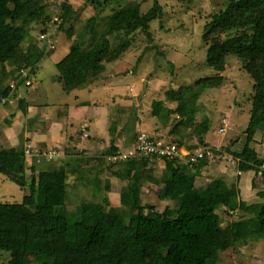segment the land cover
<instances>
[{"label":"trees","instance_id":"1","mask_svg":"<svg viewBox=\"0 0 264 264\" xmlns=\"http://www.w3.org/2000/svg\"><path fill=\"white\" fill-rule=\"evenodd\" d=\"M10 1L0 0V100L6 104L15 98L18 104L15 111L2 117L7 126L14 125L18 110L25 113L26 103L18 90L24 79H31L48 50L47 38L41 39V33L51 41L57 29L67 28L73 35L68 52L55 63L59 80L69 92L84 83L108 82L110 64L130 48L137 34L153 38L150 23L162 14L158 2L143 12L141 0H83L77 6L72 4L76 0H15V6L28 15L42 14L37 20L42 24L40 34L33 35L38 28L35 22L27 30L13 22ZM60 7H64L61 12ZM209 17L203 34L205 65L216 75L166 91L171 121L162 123L157 117L162 125L155 119L148 127L150 131L139 128L137 133L133 127L144 122L137 105L129 106L119 133L123 143L119 141L108 150L107 139L102 138L104 149H100L95 139L92 150L65 154L62 168L59 164L37 167L41 160L37 162L33 157L29 161L22 146L0 141V164L6 166L9 178L23 191L21 202L0 201V264H214L220 253L233 244L264 239V205L255 216L234 218L221 185L225 176L219 174L197 185L198 175L191 171V166L197 169L203 162L206 169L218 168L229 156L236 160L234 170H260L264 180V139L256 138L264 132V0H228ZM230 54L244 59L242 69L254 82L250 118L241 138L237 136V142L243 139L240 146L235 141L209 147L195 131V101L202 88L222 81ZM116 110L111 108L113 117ZM142 133L154 141L173 136L171 141L177 148L185 145L193 151L203 145L204 151L211 152L193 162L175 154L140 150L134 155L114 157ZM155 160L169 163L160 175L158 197L170 200L163 209L153 203L140 204L139 198L141 171L145 166L152 168ZM110 168L123 181L121 188L125 185L128 189L125 201L137 206L130 219L121 209L108 208L110 202L100 187L93 188L87 197L67 186L70 176L79 183ZM221 204L226 205L228 216H222Z\"/></svg>","mask_w":264,"mask_h":264},{"label":"rangeland","instance_id":"2","mask_svg":"<svg viewBox=\"0 0 264 264\" xmlns=\"http://www.w3.org/2000/svg\"><path fill=\"white\" fill-rule=\"evenodd\" d=\"M52 1H60L61 3L63 0ZM126 1L128 0H121V3ZM141 1V10L143 12L157 2L162 6L160 17L153 19L150 23V31L153 38H148L143 33L137 34L130 48L118 60L110 64L108 70L110 80L108 82L92 85L84 83L80 87L67 92L68 90L66 91L59 80L55 63L68 52L73 41V35L70 36L67 28L57 29L52 32L51 36L55 47L48 49L40 59L31 76L32 85L25 88L22 84L23 89H25V93H22V96L25 103H28L26 100L30 97L36 98L35 100L38 103H41L45 98H50L44 101L49 103L55 98L58 101L57 105H46L44 107L45 109L48 107V110L51 108L60 110V116L64 114L62 116L63 127L61 134L59 132L53 135L55 134L54 131L48 128L49 123L46 121L48 118L42 120L39 116L38 113L42 112V104L36 108L37 113L35 112V107H29L34 116L28 117L22 113L23 110L21 112L24 123L27 121V125L31 130L33 126H40V131L37 132L41 134L38 144L32 140L20 142L17 138L14 139L17 136L16 132L22 131L23 128L22 126L15 128V126H7L3 123L2 117L9 115L10 112L16 109L5 107V104L0 100V128L2 129L0 141L2 144L18 145V143H22V145H26L28 153H33V151L36 153L32 154L31 158L35 157L37 162L41 159V162H36L37 167L39 164L43 168H46L47 164L51 167L59 164L58 167L62 168L64 163H59L60 158L66 152L69 154L72 150L81 148L83 142L91 146L96 139L97 147L101 148L100 146H102V149H104V144L100 141L102 138H106V149L108 150L110 147L115 146L114 144L123 143V141L119 140V133L123 129L122 119L129 106L137 105V111L144 122L134 126L132 131H137L138 133L139 128L150 131L148 127L155 119L161 125L163 122H168L172 119V114L167 113L168 110L166 109L168 108L166 91L179 89L184 85H193L201 77L216 75L213 69L205 65L204 25L206 21L210 20L209 13L223 6L228 0H192V2H189V0ZM79 2L81 3L83 0H76L72 4L74 3L77 6ZM10 3V7L14 12L13 22L20 28L24 27L23 30L29 29L30 25L35 22L38 28H36V31L34 30L35 33L33 35H39V28H41L42 24L37 23V20L43 17L42 14L39 17L34 14L28 15L15 6V0H11ZM61 8L64 7H60L59 10ZM106 11L102 14H105ZM64 12L65 9L62 14ZM36 37L38 38V36ZM37 38H34L33 41L37 42ZM226 59L228 66L221 75L222 81L202 88L198 99L195 101L197 105L195 120L198 121V124L195 125V131L198 136L199 134L202 136L205 145L209 147H220L223 144L227 145L231 142H237V138H241V132L245 129L250 118V95L253 92V79L242 69V65L245 62L243 58L230 54L227 55ZM14 79L15 77L13 76L10 79V83ZM11 103L17 104V101L14 100ZM111 108L117 109L115 117H113ZM122 109L124 110L123 113ZM158 112L157 116H152ZM46 116L49 117L48 114L42 115V117ZM95 117H97V121H95ZM45 121L47 122L46 126ZM14 122L12 124H18L19 118H16ZM83 122L87 124H83ZM24 123L22 122V125ZM68 123L73 125L75 136L81 140L78 142L73 141V144L69 147L67 137L64 138L65 135H63L66 133ZM87 125L89 128H85ZM152 127H156V125L153 123ZM222 127L224 130H221ZM68 128L72 127L68 126ZM8 131H11L10 138ZM87 131H89V136L85 134ZM197 135H194V138H197ZM138 137L139 135L134 137L136 140L134 143L137 145L140 142ZM164 137L170 140L174 139L173 136ZM261 137L264 139V132L256 135V138L260 139ZM20 138L19 140H23L25 136ZM51 139L58 140L59 145H56L60 153H58V159L44 160L42 149L53 146ZM241 141L243 139H240L236 146H240L243 143ZM62 143L65 145L64 153L61 150L63 148ZM202 146L199 147L202 148ZM179 148H181L182 156H186L189 148L185 145ZM66 158L67 161H65L67 163L69 157L67 156ZM224 159L226 161L220 162L218 168L212 166L210 169H206L204 162L199 164L197 169L191 166V171L198 175L196 184L200 185L208 178L223 174L225 177L221 185L225 191V199L231 206L230 210L233 212L234 218H248L257 215L264 205L262 171L247 167L243 170L237 168L234 170L235 166H237L236 160L229 156ZM167 163L162 160H155L152 168L145 166L142 169V180L139 184L140 204L153 203L157 208L163 209L166 203L170 201L161 200L158 197L162 184L160 175L165 166H168L169 163ZM105 170L107 172L104 171L103 173L100 172L89 176L85 178L87 181L79 180V183H76L77 180L70 176L68 181V183L72 184L70 188L77 190L79 193L82 192L81 195L90 197L92 189L100 187L110 202L108 208L113 211L121 209L124 212L123 215L130 219L131 215L137 212V206L134 207L135 203L133 201L132 205L129 204L130 202L125 201L128 189L125 188V185L123 189L121 188L123 181L117 179L115 176L116 172L111 170V168L110 170ZM33 172L36 173V171ZM249 173L250 176H248ZM151 175L153 176L149 177ZM19 187L12 182L8 173L0 169V201L12 200L21 202L23 191ZM225 206H220L223 217L228 216L225 212ZM214 264H264V239L235 243L229 249L222 251L219 260Z\"/></svg>","mask_w":264,"mask_h":264},{"label":"crops","instance_id":"3","mask_svg":"<svg viewBox=\"0 0 264 264\" xmlns=\"http://www.w3.org/2000/svg\"><path fill=\"white\" fill-rule=\"evenodd\" d=\"M24 90L25 89H23V87L21 86V87H19V94L21 95L22 93H25L24 92ZM36 98H32V97H30L28 100H26L28 103H26L25 104V106H24V115L25 116H34L33 115V113L31 112L32 110H31V108H29L30 106L31 107H35V112L37 113V110H36V108L40 105H42V112H40V113H38L39 114V116L41 117V119L42 120H46L47 118V120L46 121H48V125H49V127L48 128H50V130L52 129L53 131H54V133L55 134H53V135H56V134H58L59 132H60V134H61V131H62V127H63V125H62V116L64 115H61L60 116V114H59V111L60 110H55V109H53V108H51L50 110H48V107H46L47 109H45V107L44 106H48V105H57V100L54 98V100L53 101H51V102H49V103H47V102H44L45 100H47V99H50V98H45V100L43 99L42 100V102L41 103H38V102H36V100H35ZM14 100H16L15 98H11L6 104H5V107L6 106H8V108L9 107H12V108H16L17 107V104H18V102H17V104H12L11 102L12 101H14ZM17 101V100H16ZM22 111L21 110H18L17 111V114H16V117H15V119L16 118H19V123L18 124H15V125H13V127L15 126V128L17 127V128H19V126H22V128H23V130L22 131H20V132H16V134H17V136H15L14 137V139H16L17 138V140L18 141H20V142H25V141H28V140H32V141H34V143H37L38 144V141H39V138H40V133H37V132H39L40 131V126L39 125H36V126H33V128H32V130L29 128V126L27 125V121H26V123H24L25 121H24V119H22L23 118V116H22V113H21ZM64 113V112H63ZM49 115V117L48 116H46V117H42V115ZM66 114V113H65ZM67 116H68V114H67ZM27 120V119H26ZM45 121V126H46V124H47V122ZM50 121V122H49ZM95 121H97V117H95ZM22 122L24 123V125H22ZM83 124H87L86 122H83ZM55 126V127H54ZM68 126L69 127H72V128H68ZM68 126H66V133L65 134H63V135H65L64 136V138H66L67 137V140H68V147L71 145V144H73V141H76V142H78V141H81V140H79L76 136H75V129H74V127H73V125L72 124H69L68 123ZM88 128H89V126H88ZM72 129H73V132H72ZM31 131V132H30ZM88 133H89V131H87ZM10 133H11V131H8V136H9V138H10ZM47 134V133H46ZM71 134V135H70ZM79 135L80 136H82V134H80L79 133ZM24 137L25 136V138H23V140H19V139H21L20 137ZM27 136V137H26ZM57 136H59V135H57ZM35 139H34V138ZM52 141H53V146H51V148H56L57 149V145H59V143H58V140H56V139H51ZM59 141H61V140H59ZM57 144V145H56ZM16 145V144H15ZM18 146H22L23 147V145H22V143H18ZM44 146V145H43ZM62 146H63V148L61 149V150H63V153H64V148H65V145H63V143H62ZM45 147H47L46 145H45ZM48 148V147H47ZM83 149H89V150H92L93 149V147L92 146H88V145H86V143H84L83 142V146L81 147V148H79V149H77V150H72L69 154H71V153H73V152H75V153H79L81 150H83ZM100 149H102V146H101V148ZM66 152V151H65ZM65 154H68L67 152L65 153ZM63 156H65V155H63ZM62 159V157L60 158V162L59 163H62L63 161L61 160ZM32 160V158L30 159V157H29V161H31Z\"/></svg>","mask_w":264,"mask_h":264},{"label":"built area","instance_id":"4","mask_svg":"<svg viewBox=\"0 0 264 264\" xmlns=\"http://www.w3.org/2000/svg\"><path fill=\"white\" fill-rule=\"evenodd\" d=\"M54 19H57V16L53 17ZM41 37H46V34H41ZM30 81L26 79V84H29ZM223 130V127L221 128ZM86 136L88 135L87 132H85ZM140 142L137 145L136 143L133 144L131 148L128 150L118 151L114 157H125L127 155H134L135 150L140 151H146V152H160L161 154H167V155H178L181 158H184L186 161H197L199 158L204 157L205 152L207 154H210L211 150L204 151L203 148H197L195 150H188L186 153V156H182L180 149L177 148L176 144L173 143L171 140L160 138L156 141L148 139L147 133H142L139 135ZM26 153H28V150L26 149ZM51 154H55L54 151H51Z\"/></svg>","mask_w":264,"mask_h":264},{"label":"clouds","instance_id":"5","mask_svg":"<svg viewBox=\"0 0 264 264\" xmlns=\"http://www.w3.org/2000/svg\"><path fill=\"white\" fill-rule=\"evenodd\" d=\"M54 19V18H53ZM41 34H44V33H41ZM46 34V33H45ZM40 38L41 39H44V38H42L41 37V35H40ZM46 38H47V41H48V45H47V49H50V48H54L55 47V43L53 42V41H51L50 40V38L48 37V35L46 34ZM41 43V42H40ZM29 81H30V83L29 84H26V79H24V82H22V84H23V87H29V86H31L32 85V79H28ZM22 85H20V87H21ZM22 95V94H21ZM88 127V125L85 127V128H87ZM224 130V129H223ZM87 136H89V133H88V135ZM164 138V137H163ZM166 139V138H165ZM168 140H170V139H168ZM28 145V144H27ZM133 146V145H132ZM132 146H130V147H128V148H124L123 150H128L129 148H131ZM23 148H24V150H25V153H26V145H23ZM43 150V153H44V160L46 159V160H51V158H53V157H56V156H58L59 154L58 153H60L59 152V150H57L56 148H47V149H42ZM42 150H40L41 152H42ZM122 150V151H123ZM51 151H54L55 152V154H51L50 155V153H51ZM29 157H31V155L32 154H36L34 151H33V153H26ZM38 155V154H37ZM39 160H41V159H39ZM7 170V169H6ZM6 170H4V172H6Z\"/></svg>","mask_w":264,"mask_h":264},{"label":"water","instance_id":"6","mask_svg":"<svg viewBox=\"0 0 264 264\" xmlns=\"http://www.w3.org/2000/svg\"><path fill=\"white\" fill-rule=\"evenodd\" d=\"M134 99H135V97H134ZM0 169H2V170H6L7 168H6V166L0 164ZM68 185H71V186H72V184H70V183H67V186H68ZM73 187H76V186H73Z\"/></svg>","mask_w":264,"mask_h":264}]
</instances>
